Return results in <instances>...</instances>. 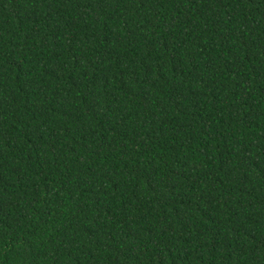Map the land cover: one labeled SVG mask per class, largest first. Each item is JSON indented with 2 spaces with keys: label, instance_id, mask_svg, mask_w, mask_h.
I'll return each instance as SVG.
<instances>
[{
  "label": "trees",
  "instance_id": "1",
  "mask_svg": "<svg viewBox=\"0 0 264 264\" xmlns=\"http://www.w3.org/2000/svg\"><path fill=\"white\" fill-rule=\"evenodd\" d=\"M0 264H264V0H0Z\"/></svg>",
  "mask_w": 264,
  "mask_h": 264
}]
</instances>
